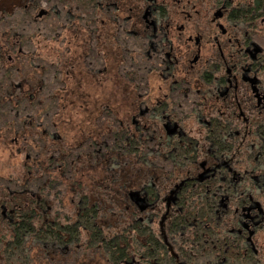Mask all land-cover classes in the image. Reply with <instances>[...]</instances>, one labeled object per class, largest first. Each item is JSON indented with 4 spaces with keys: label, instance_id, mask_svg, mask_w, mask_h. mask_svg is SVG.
<instances>
[{
    "label": "trees",
    "instance_id": "1",
    "mask_svg": "<svg viewBox=\"0 0 264 264\" xmlns=\"http://www.w3.org/2000/svg\"><path fill=\"white\" fill-rule=\"evenodd\" d=\"M41 1L0 0V264H256L237 226L249 194L221 164L229 156L238 171L262 168L248 171L246 185L264 190V144L224 139V122L170 145L157 123L146 134L133 121L140 101L126 92L125 63L101 76L86 65L93 42L80 41V4L55 5L72 20L34 19ZM181 181L164 220L173 255L160 223ZM133 190L146 197L148 218ZM255 198L264 213V192Z\"/></svg>",
    "mask_w": 264,
    "mask_h": 264
},
{
    "label": "flooded vegetation",
    "instance_id": "2",
    "mask_svg": "<svg viewBox=\"0 0 264 264\" xmlns=\"http://www.w3.org/2000/svg\"><path fill=\"white\" fill-rule=\"evenodd\" d=\"M64 1L42 0L34 19H46L52 13L72 20L73 14L56 15L55 5ZM71 4H80L83 47L90 42L88 34L92 36L93 56L86 65H91L98 76L122 62L127 66L126 92L140 101V111L133 121L146 134L157 123L170 145L193 130L211 131L218 122H224L218 130L224 139L241 135L240 146H263L264 0H71ZM86 4L92 5L91 18L85 14ZM41 9L47 12L39 16ZM18 50L23 51L21 47ZM9 61L15 62L11 55ZM51 78L55 79L49 72ZM263 161L257 158L258 163ZM232 163L231 157H222L221 165L231 173L226 178L245 185L248 191L244 189L241 194L247 192L250 198L243 199L245 206L237 226L240 234H247V247L254 251L256 264H264L260 235L264 228L263 203L255 198L264 190L256 192L253 185H246L248 171L252 177L262 168L254 166L241 172L233 169ZM257 176L264 185V176ZM169 208L160 223L162 234ZM149 211L148 204L142 211L146 218ZM163 240L172 251L174 241ZM121 264H136V260ZM214 264L228 263L220 260Z\"/></svg>",
    "mask_w": 264,
    "mask_h": 264
},
{
    "label": "water",
    "instance_id": "3",
    "mask_svg": "<svg viewBox=\"0 0 264 264\" xmlns=\"http://www.w3.org/2000/svg\"><path fill=\"white\" fill-rule=\"evenodd\" d=\"M46 10L45 9H41L39 16H42L43 14H46ZM202 167H205V163H202ZM210 171L209 168L204 169V171L201 173L199 179L203 180L205 177V174H207ZM184 184V181H181L179 184H177L169 193V195L166 197V201H167V206L169 207L171 202H175L177 199V191L179 190V188ZM130 198L132 200L135 201V203L139 206V209L141 211L146 210L148 208V203H147V199L146 197L142 194V192L140 190H133L130 192ZM163 238L166 240V236L163 233ZM170 245V244H169ZM171 249L172 246L170 245ZM172 254L175 255L174 251L172 250Z\"/></svg>",
    "mask_w": 264,
    "mask_h": 264
},
{
    "label": "rangeland",
    "instance_id": "4",
    "mask_svg": "<svg viewBox=\"0 0 264 264\" xmlns=\"http://www.w3.org/2000/svg\"><path fill=\"white\" fill-rule=\"evenodd\" d=\"M42 7H46L47 8V5L46 4H43ZM40 26L42 28L41 33L42 34H45L46 33V23L45 22H41L40 23ZM47 32L49 33V30H47Z\"/></svg>",
    "mask_w": 264,
    "mask_h": 264
}]
</instances>
